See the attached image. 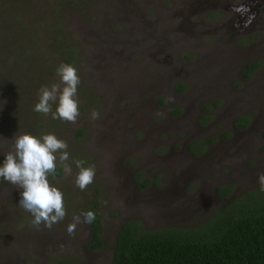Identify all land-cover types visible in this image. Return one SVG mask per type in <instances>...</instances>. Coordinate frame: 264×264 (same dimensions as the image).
Returning <instances> with one entry per match:
<instances>
[{
    "label": "rangeland",
    "instance_id": "rangeland-1",
    "mask_svg": "<svg viewBox=\"0 0 264 264\" xmlns=\"http://www.w3.org/2000/svg\"><path fill=\"white\" fill-rule=\"evenodd\" d=\"M7 1L17 15L9 47L22 58L12 77L0 66V165L16 135L52 133L96 176L85 190L75 164L71 176L58 169L49 177L66 208L51 229L32 226L22 189L0 178V264H111L126 221L193 229L237 200L264 198V0L244 28L231 9L244 0ZM60 64L81 79L75 124L34 111L41 87L59 82ZM176 80L187 86L180 96ZM240 117L243 130L234 125ZM210 139L202 156L189 153ZM225 187L232 191L222 197ZM93 204L102 217L98 251L87 249L88 223L67 231Z\"/></svg>",
    "mask_w": 264,
    "mask_h": 264
},
{
    "label": "trees",
    "instance_id": "trees-1",
    "mask_svg": "<svg viewBox=\"0 0 264 264\" xmlns=\"http://www.w3.org/2000/svg\"><path fill=\"white\" fill-rule=\"evenodd\" d=\"M1 4L7 7L4 6L5 10L0 7V47L6 45L8 48L3 49L0 66L10 76L19 70L22 58L16 55L17 49L9 47L10 41L16 43L15 26L9 29V25H17V15L7 0H2ZM11 60L13 62L10 63ZM249 67L246 72L251 71ZM173 113L178 114L179 109L174 108ZM234 125L243 130L248 121L240 117ZM211 142V139L195 142L189 146V153L202 154ZM231 191V187H225L220 194L227 197ZM252 197L256 195L250 194L245 200ZM87 211L96 213L95 220L88 224L90 238L87 249L98 251L104 248L102 217L94 204L84 213ZM112 250L111 264H264V198H254L249 202L237 200L193 229L146 230L138 221H126L117 232Z\"/></svg>",
    "mask_w": 264,
    "mask_h": 264
},
{
    "label": "clouds",
    "instance_id": "clouds-1",
    "mask_svg": "<svg viewBox=\"0 0 264 264\" xmlns=\"http://www.w3.org/2000/svg\"><path fill=\"white\" fill-rule=\"evenodd\" d=\"M57 75L58 83L39 90V102L34 111L75 124L80 116L78 86L81 79L78 69L71 64H60ZM99 116V112L92 111V120L99 119ZM13 140V150L6 154L0 165V178L22 189L19 205L31 214V225L39 227L43 224L51 229L65 218L66 208L64 193L50 182L49 177L54 179L58 169L64 176H71L75 164L78 169L75 184L85 190L94 182L96 167H84L82 160L71 161L67 142L52 133L42 136L25 133L16 135ZM259 183L264 190V174L259 176ZM82 216L83 219L80 215L73 217V223L67 228L70 235L75 233L77 225L91 224L96 213L87 211Z\"/></svg>",
    "mask_w": 264,
    "mask_h": 264
},
{
    "label": "flooded vegetation",
    "instance_id": "flooded-vegetation-1",
    "mask_svg": "<svg viewBox=\"0 0 264 264\" xmlns=\"http://www.w3.org/2000/svg\"><path fill=\"white\" fill-rule=\"evenodd\" d=\"M258 3L256 2V0H244L243 2H240V4H238V6H233L232 12H235L236 16H240V15H244L241 18L242 21V28H244L245 26L248 25V23L251 21L253 15H256L255 9L254 7H257ZM246 70V66H244V70ZM249 70H251L250 72H244V78L246 77V74L249 76L251 74H253L255 72V64H252L249 67ZM176 86V88H175ZM171 90L173 93L176 94V96H180L182 93H184L187 89L186 84L183 81L180 80H176L175 83H173V85L171 86ZM207 148L210 147V145L206 146ZM203 154H200L198 156H202Z\"/></svg>",
    "mask_w": 264,
    "mask_h": 264
}]
</instances>
